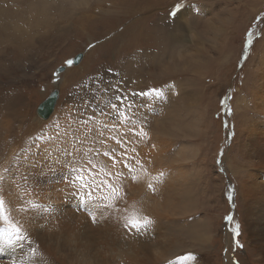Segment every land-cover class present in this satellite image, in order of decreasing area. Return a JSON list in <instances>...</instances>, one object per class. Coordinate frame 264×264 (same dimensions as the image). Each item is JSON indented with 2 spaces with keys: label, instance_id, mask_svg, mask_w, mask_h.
I'll use <instances>...</instances> for the list:
<instances>
[{
  "label": "rangeland",
  "instance_id": "1",
  "mask_svg": "<svg viewBox=\"0 0 264 264\" xmlns=\"http://www.w3.org/2000/svg\"><path fill=\"white\" fill-rule=\"evenodd\" d=\"M259 33H264V0H0V172L11 168L8 179L0 180L8 218L0 220V229L15 224L28 237L5 242L6 233H0V244L14 247V256L1 254L0 264H17L16 256L45 264L51 250L65 258L112 255L143 241L153 254L172 243L175 249L208 251L213 264H225L227 255L231 264L237 259L236 264H264L246 245L249 231L259 225L252 216L258 209L241 218L237 205L241 181L255 180L254 156L244 148L247 133L240 128L237 137V126L245 119L253 136L264 115V36ZM248 39L252 43L245 48ZM78 53L77 65L67 63ZM109 84L165 93L147 97L152 111L137 114L147 118L142 137L70 122V112L73 117L98 112L97 103L103 106L113 93L97 92L99 99L93 93ZM53 91L55 109L42 120L37 106ZM114 120L109 117L108 123ZM129 127L120 121L121 132ZM112 135L130 142L118 144ZM113 150L117 158L127 151L132 173L122 165L113 168L103 155ZM70 169L83 177L74 188L65 183ZM117 170L138 180L108 175ZM109 183L121 189L120 199ZM76 189L91 198H65ZM62 200L110 206L111 214L121 209L126 223L145 217L152 223L139 233L78 227L64 235L34 219V210ZM228 215L233 220H225ZM237 225L241 248L232 238ZM187 228L211 235L210 241L202 248L185 234ZM69 241L79 242L72 253Z\"/></svg>",
  "mask_w": 264,
  "mask_h": 264
},
{
  "label": "bare ground",
  "instance_id": "2",
  "mask_svg": "<svg viewBox=\"0 0 264 264\" xmlns=\"http://www.w3.org/2000/svg\"><path fill=\"white\" fill-rule=\"evenodd\" d=\"M151 30L154 31L153 29ZM53 111L51 113H53ZM48 117L46 119H48ZM259 117L262 122L261 125L258 126L259 128L257 129V132L253 136H250V132H249L250 130H248L250 126L246 127L245 119L240 120L239 125L237 126L238 128L237 134L240 128H241L240 132L246 131L247 133V139H246V144H244V148L247 149V155L249 154L254 156V159L252 160L255 167V180L252 181L253 183L247 184L246 182L241 181V184H239V188H238L239 195L237 199V205L239 207L241 218H246L248 217V215H252L254 213V210L258 209V215H252V216H255L256 221L258 220L259 225L254 226V228L251 229L252 232L249 231L252 236V239L248 238L246 245L250 249L251 248L255 249L254 255L256 257L255 259H257L258 262H264V207L260 209L261 207L259 206L264 204V123H263L264 115H260ZM40 119L45 120L44 118H40ZM254 128H256V126ZM240 136L241 135L239 133L237 137ZM244 170H249V169H244ZM52 208L53 210L51 212L45 211L44 210L45 208H41L40 210L36 209L34 210L33 217L38 222L39 219L42 218L49 227L62 232L64 235H69L78 227H86L90 230H95L96 228L99 229L103 228L114 231V230L123 229L124 225L126 224L125 221H121L122 219L127 218V216H124V214H122V210L117 209L114 212V214H111L110 210L113 209L110 206H101V207L99 205L98 207L74 206V203L69 204L67 200L64 203L62 200L58 203H55L52 206ZM84 220H86L88 223L89 221H92L93 223L99 225L93 227L90 226L91 225L90 223H89L90 225L86 224ZM185 232H186L185 234L186 235L188 234L187 236L191 237L192 240L200 241V243L198 244L202 248L205 242L210 241L211 235L209 237H204L202 234L199 233V229L193 230L192 228L191 229L187 228ZM225 233L228 232L225 231ZM246 234L248 236L247 230H246ZM66 246L72 253L74 249L79 248V242L69 241ZM90 246L91 245H87L86 248ZM129 246L130 247L138 246V247H134V249L130 251H123L120 253H114L112 255H108L106 253H98L92 256L90 255L83 256L81 254L78 255L72 253V256L67 258L63 257L62 253L51 250L49 252V259L45 264H213L210 258L207 256L206 253H208V251L206 250L197 251L194 250L193 248L175 249L174 245L171 243L169 246L166 245L161 246L160 250L156 254H153L152 248L148 247L146 241L136 244L132 243ZM45 248L46 247H42V250ZM13 250L14 247L10 244L7 243H5L4 245L0 244V255L4 254V256L6 255V258L11 257V255L14 256ZM189 253H192L196 257L195 260H189L186 258ZM228 256L229 255H227V259H226L227 261L225 264H231ZM16 259H18L16 260L18 262L22 261V264L32 263L31 260H27L25 257L22 259L20 256H16ZM237 261L238 259L236 260V262Z\"/></svg>",
  "mask_w": 264,
  "mask_h": 264
},
{
  "label": "snow or ice",
  "instance_id": "3",
  "mask_svg": "<svg viewBox=\"0 0 264 264\" xmlns=\"http://www.w3.org/2000/svg\"><path fill=\"white\" fill-rule=\"evenodd\" d=\"M180 5L176 6V9H179ZM176 9L173 10L172 13H170L171 16H174L176 14ZM260 35L264 36V33H259ZM252 43L251 39H248L245 41V48L250 46ZM89 47H93V45H89ZM67 63L71 64V61H68ZM109 91L113 93L112 96H109L106 100L103 101V106H101L100 103H97L96 108L98 109V112H94L93 115L84 117L81 115H77L76 117L72 116V113H69V120L70 122L79 123L85 127H87L89 124H92L93 126H99L100 128L107 130L111 133H117L120 136H126L129 133H131L134 136H143L146 133H144L143 129L145 124L147 123V118L143 116L142 114L138 116V113H141V109H147L148 111H152V108L149 106V103L147 101V97L153 96V97H162L165 95V93L159 89V88H152L148 90H142V91H125L121 85H113L109 84V86L104 87L103 89H97L94 91L93 95L97 99H99V96L96 95L97 92H99L100 96H103L107 94ZM141 98L139 103H137L136 98ZM87 103V101L85 102ZM73 111L79 112L78 109H73ZM102 117V119H96V116ZM109 117H115L116 120L110 125L108 123ZM126 121L129 124L132 125V127H129L126 132L120 131V121ZM139 120V127L140 131H136V124ZM90 131V129H89ZM100 137L104 136V131H100L99 133ZM110 139L116 140L118 144L125 145L129 143L130 141L123 140V139H117V135L110 136ZM100 143L103 144L104 141L101 139ZM135 151V149H133ZM104 156L108 157L112 161V166L115 168L117 165H122L124 169H127L129 173L133 172V165L129 162L131 160V157L128 156L127 151L119 154V158H117V154L115 153V150L113 152L105 151L103 153ZM89 163H91L89 161ZM139 163V162H137ZM218 163H222V161H218ZM78 170L76 169H70V174L65 178V183L68 188H74L75 182L83 180L82 176L75 175L73 176L71 173L76 172ZM11 172V168H5L2 172H0V180H7L9 177V173ZM109 176H116L119 179L123 180H131L136 181L138 180V177L134 175L130 176H124L123 171L117 170L115 172L108 173ZM161 175H163L161 173ZM103 183V182H102ZM109 191H111L116 199H120V191L121 189H117L115 185L109 183L108 185ZM85 185H81V189L84 188ZM87 187H92L91 185H87ZM149 189L154 190L153 184L149 183L147 185ZM87 195L88 198H91V193H85L81 191L80 189H76L74 191H67L65 192V198L66 199H72V198H80L84 199V196ZM29 206L31 205V202H29ZM4 208H5V201L3 197H0V220H7L8 218L4 215ZM23 210V209H21ZM45 211L51 212L53 210L52 206L49 205L47 208L44 209ZM225 220L231 221L233 220V217L231 215L225 216ZM152 221L149 220L147 217L144 218V220L141 222L139 220L129 221L127 222L124 227L125 228H131L134 229L136 232H141L142 229L146 230L149 225H151ZM232 238L233 242L235 243V246L237 248L243 247L237 240L236 237L239 235V226H235L232 230ZM0 233H6V235L3 237L5 242H10L11 239H21V240H27L28 237L23 234L21 227L9 223V227L6 229H0ZM31 247V245H29ZM34 252V250H33ZM189 260H195V256L192 253H189L186 257ZM236 264V262H234Z\"/></svg>",
  "mask_w": 264,
  "mask_h": 264
},
{
  "label": "water",
  "instance_id": "4",
  "mask_svg": "<svg viewBox=\"0 0 264 264\" xmlns=\"http://www.w3.org/2000/svg\"><path fill=\"white\" fill-rule=\"evenodd\" d=\"M81 59V53L76 54L73 59H72V63L74 65H77L80 62ZM61 70H63V67L58 68V72H60ZM56 99H57V93L56 91L51 92L42 102H40L37 106V115L40 118H44L46 119L50 113L53 111L55 103H56Z\"/></svg>",
  "mask_w": 264,
  "mask_h": 264
}]
</instances>
